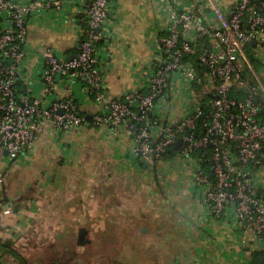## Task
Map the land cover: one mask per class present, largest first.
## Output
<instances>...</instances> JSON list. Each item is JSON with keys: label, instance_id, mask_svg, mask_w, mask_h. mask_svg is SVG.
I'll return each mask as SVG.
<instances>
[{"label": "crops", "instance_id": "0c3cea01", "mask_svg": "<svg viewBox=\"0 0 264 264\" xmlns=\"http://www.w3.org/2000/svg\"><path fill=\"white\" fill-rule=\"evenodd\" d=\"M86 1L48 0L49 6L29 15L19 93L46 104L71 94L64 82L44 94L40 70L49 49L61 58L75 56ZM112 1L105 23L108 41L98 44L106 98L145 88L157 39L169 24V7L196 4L212 21L213 3L227 9L236 0ZM245 54L249 79H255L253 73L262 76L264 44L246 46ZM179 83L175 79L171 98L159 102L158 118L165 123L187 113L172 102L183 94ZM72 93L81 114L100 108L85 85L74 86ZM141 162L125 129L90 125L60 134L47 126L16 160L2 153L0 264H195L201 252L238 245L241 236L225 221L217 225L205 217L201 191L191 180L152 176ZM255 177L264 186V168ZM5 207L11 212L4 213Z\"/></svg>", "mask_w": 264, "mask_h": 264}, {"label": "built area", "instance_id": "2783aa9c", "mask_svg": "<svg viewBox=\"0 0 264 264\" xmlns=\"http://www.w3.org/2000/svg\"><path fill=\"white\" fill-rule=\"evenodd\" d=\"M43 5L49 6L48 0H0V155L16 160L47 126L59 134L88 125L125 129L140 159L160 160L174 150L185 160L201 191L205 217L212 224L225 221L241 236L238 245L194 256L195 264H219L229 256L230 264H256L257 256L264 258V186L255 177L264 168V77L253 73L255 79H249L244 69L245 47L264 44V0H236L227 9L213 3L212 21L196 4L169 7V24L157 39L145 88L116 98L103 93L98 47L108 39L105 23L113 1L87 0L75 56L61 58L49 49L42 61L43 93L52 94L57 82L71 91L50 104L16 88L28 17ZM175 79L186 83L195 98L186 115L165 123L158 118L159 102L171 98ZM81 84L100 105L89 118L80 113L72 93ZM178 139L182 143L175 149ZM4 179L1 173L0 182Z\"/></svg>", "mask_w": 264, "mask_h": 264}, {"label": "rangeland", "instance_id": "374dc122", "mask_svg": "<svg viewBox=\"0 0 264 264\" xmlns=\"http://www.w3.org/2000/svg\"><path fill=\"white\" fill-rule=\"evenodd\" d=\"M244 69H250V66H248V64L244 65ZM262 74V72H261ZM262 77H264V75L262 74ZM184 84V90H183V94L181 95V97H179V101H173L172 102H177L179 103V105H183V106H178L176 105V103H173L171 106H178L179 108H187L190 105V102L192 101L193 98H195V92L194 91H190L189 87L186 83L181 82L179 84V86L181 87V85ZM185 105V106H184ZM141 167L143 170L145 171H149L150 174L152 176H155L157 174V172L159 173L160 176H163L165 178H170V181H182V180H188V182H190V178L189 176H187V179H185L184 177L186 176V172H187V162L185 160H182L177 153H172L171 156H166L163 159L160 160H154L152 158H148V159H141ZM145 163L148 164V166H145ZM144 164V165H143ZM159 177V176H158ZM158 180H160V177L158 178ZM193 187L195 188V185H193ZM239 242V241H238ZM222 245V244H221ZM231 256H235V254L233 253ZM238 256H240V254H238ZM231 259L230 256L229 258H220V260H218L219 264H230ZM212 264H215V262L213 261Z\"/></svg>", "mask_w": 264, "mask_h": 264}, {"label": "water", "instance_id": "95a60500", "mask_svg": "<svg viewBox=\"0 0 264 264\" xmlns=\"http://www.w3.org/2000/svg\"><path fill=\"white\" fill-rule=\"evenodd\" d=\"M252 44H255V42H252ZM87 117L89 118L90 116L87 115ZM181 143H182V140H181V139H178V140L176 141L175 145H174V148H175V149H179ZM81 236H82V235H81ZM263 260H264L263 256H257V257H256V264H262V263H263Z\"/></svg>", "mask_w": 264, "mask_h": 264}, {"label": "trees", "instance_id": "16d2710c", "mask_svg": "<svg viewBox=\"0 0 264 264\" xmlns=\"http://www.w3.org/2000/svg\"><path fill=\"white\" fill-rule=\"evenodd\" d=\"M93 95V94H92ZM80 111V110H79ZM262 119H263V122H264V113H262ZM169 154H172V153H174V150H171L170 152H168ZM167 153V154H168ZM170 156V155H169ZM1 203V202H0Z\"/></svg>", "mask_w": 264, "mask_h": 264}]
</instances>
